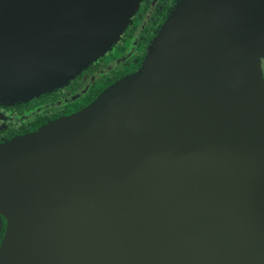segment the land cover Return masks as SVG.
Listing matches in <instances>:
<instances>
[{
  "label": "water",
  "instance_id": "95a60500",
  "mask_svg": "<svg viewBox=\"0 0 264 264\" xmlns=\"http://www.w3.org/2000/svg\"><path fill=\"white\" fill-rule=\"evenodd\" d=\"M140 0H0V98L62 86ZM264 0H180L141 66L0 145V264H264Z\"/></svg>",
  "mask_w": 264,
  "mask_h": 264
},
{
  "label": "flooded vegetation",
  "instance_id": "af4514ba",
  "mask_svg": "<svg viewBox=\"0 0 264 264\" xmlns=\"http://www.w3.org/2000/svg\"><path fill=\"white\" fill-rule=\"evenodd\" d=\"M179 1L140 0L118 40L65 84L22 100L0 101V145L81 109L86 97L133 70ZM259 65L264 80V57ZM4 230L0 215V242Z\"/></svg>",
  "mask_w": 264,
  "mask_h": 264
},
{
  "label": "trees",
  "instance_id": "16d2710c",
  "mask_svg": "<svg viewBox=\"0 0 264 264\" xmlns=\"http://www.w3.org/2000/svg\"><path fill=\"white\" fill-rule=\"evenodd\" d=\"M155 36V35H154ZM153 36V37H154ZM152 37V38H153ZM149 45V44H148ZM147 45V46H148ZM146 51H147V47H146V50H145V54H144V56H143V58L145 57V55H146ZM143 58H142V60H143ZM142 60L141 61H139V63L135 66V68L133 69V70H131L130 72H128V73H125L124 75H122V76H119L116 80H114L113 82H111L109 85H106V86H104L101 90H100V92L99 93H96V94H93V95H90V96H88V97H86L83 101H82V103H81V105H83L82 107H84L85 105H87L89 102H91L96 96H98L103 90H105L106 88H108L109 86H111L114 82H116V81H118L119 79H121V78H123V77H125V76H127V75H129V74H131V73H133V72H135L140 66H141V64H142ZM76 112V111H75ZM71 113H74V112H71ZM71 113H69V114H71ZM68 114V115H69ZM66 116V115H65ZM62 117V116H61Z\"/></svg>",
  "mask_w": 264,
  "mask_h": 264
},
{
  "label": "rangeland",
  "instance_id": "374dc122",
  "mask_svg": "<svg viewBox=\"0 0 264 264\" xmlns=\"http://www.w3.org/2000/svg\"><path fill=\"white\" fill-rule=\"evenodd\" d=\"M264 57V56H263ZM0 101H5V100H2L1 98H0Z\"/></svg>",
  "mask_w": 264,
  "mask_h": 264
}]
</instances>
